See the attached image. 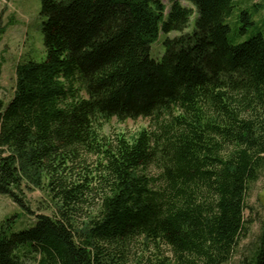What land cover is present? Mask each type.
Here are the masks:
<instances>
[{
	"label": "trees",
	"instance_id": "trees-1",
	"mask_svg": "<svg viewBox=\"0 0 264 264\" xmlns=\"http://www.w3.org/2000/svg\"><path fill=\"white\" fill-rule=\"evenodd\" d=\"M236 1L170 0L167 12L163 0H39L45 59L17 64L0 103V195L29 212L24 188H46L55 207L18 232L13 218L0 224V264L234 257L249 186L264 175V20L230 42ZM192 15L193 30L153 59L160 33L184 32ZM239 21L254 27L247 9ZM113 118L151 124L106 136ZM83 155L95 172L70 180ZM246 264H264V219Z\"/></svg>",
	"mask_w": 264,
	"mask_h": 264
},
{
	"label": "rangeland",
	"instance_id": "rangeland-1",
	"mask_svg": "<svg viewBox=\"0 0 264 264\" xmlns=\"http://www.w3.org/2000/svg\"><path fill=\"white\" fill-rule=\"evenodd\" d=\"M163 3L168 12L170 0H163ZM181 5L192 8L190 4L183 1ZM263 5L264 3L258 0L236 1L231 15L225 20L230 28L228 35L230 42L241 43L251 37L255 29L264 20ZM254 6L259 7L256 9ZM245 9L251 14L254 27L241 32L242 23L239 21V13L240 10ZM194 18L195 15L190 17L184 32L160 33L158 40L151 45L150 56L160 60L165 51L162 44L163 40L190 33L194 27ZM42 20L39 0H0V103L3 105L8 103L13 94L16 65L27 60L41 62L45 59V49L40 31ZM150 124L149 119L119 122L113 118L104 126L103 133L106 136L119 134L131 138L140 130L148 128ZM82 160L84 162L77 163L72 167L70 180L76 181L80 179L78 178L80 175L85 176L87 172H95V156L86 157L83 155ZM154 171L153 168H149L147 172L152 175ZM22 196L30 210L29 212H25L13 203L8 196L0 195V224L13 218L10 233L31 227L36 215H52L54 211L55 202L46 188L42 190L24 188ZM245 204L244 216L251 220L249 232L246 238L240 242L237 253L227 264H246L257 245L261 222L264 219V175L249 186ZM84 209L87 207L84 206ZM27 264H33V261L29 260Z\"/></svg>",
	"mask_w": 264,
	"mask_h": 264
}]
</instances>
